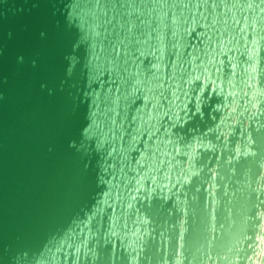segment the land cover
Returning <instances> with one entry per match:
<instances>
[{"label": "water", "instance_id": "1", "mask_svg": "<svg viewBox=\"0 0 264 264\" xmlns=\"http://www.w3.org/2000/svg\"><path fill=\"white\" fill-rule=\"evenodd\" d=\"M0 264H264V0H0Z\"/></svg>", "mask_w": 264, "mask_h": 264}]
</instances>
